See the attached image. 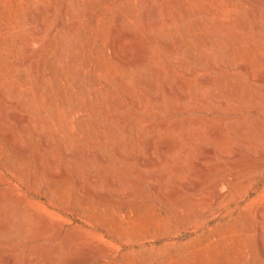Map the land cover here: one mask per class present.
Instances as JSON below:
<instances>
[{
  "label": "rangeland",
  "instance_id": "374dc122",
  "mask_svg": "<svg viewBox=\"0 0 264 264\" xmlns=\"http://www.w3.org/2000/svg\"><path fill=\"white\" fill-rule=\"evenodd\" d=\"M69 1L0 0V264H264V40H259L264 38V0H96L107 13L105 35L97 37L92 30L93 41H101L92 56L64 15ZM79 1L83 20L94 4ZM116 12L130 31L123 36L125 56L131 59L137 45L145 53L143 70L132 65L125 88L106 66L121 40L116 34L120 14L111 16ZM38 17L44 28L37 40ZM62 20L65 28L59 26ZM62 34L66 45L57 65L62 77L53 83L45 62L50 44ZM165 36L174 47L184 37L196 40L194 57L179 64L160 52ZM202 37L216 43L206 46ZM70 53L78 54L75 62ZM90 74L103 83L87 85L84 94L76 81L86 83ZM50 101L55 116L42 119V107ZM171 141L178 144L174 153L164 149ZM88 177L92 184L99 179L96 186ZM77 199L84 200L82 206Z\"/></svg>",
  "mask_w": 264,
  "mask_h": 264
},
{
  "label": "bare ground",
  "instance_id": "6f19581e",
  "mask_svg": "<svg viewBox=\"0 0 264 264\" xmlns=\"http://www.w3.org/2000/svg\"><path fill=\"white\" fill-rule=\"evenodd\" d=\"M35 1V0H34ZM42 1V0H41ZM96 0H93V4H94V6H93V8H91V9H89L88 10V8L89 7H87V9H86V16H85V18L82 20L80 17H79V4L80 3H78V2H80L79 0H72V1H69V2H71L70 3V6L69 5H67V8H65V10H64V15L66 16V17H69L72 21L71 22H69V23H71V24H69V23H67V24H69V25H71L72 27H73V29H75L76 31H77V33L79 34V36L84 40V43H85V45L87 46V48L90 50V55L92 56L93 54H95L94 53V51H92V50H94V49H98L99 47V43L101 42H99V40L98 39H96V40H94L93 41V35H92V30L94 29V27H95V30H96V35H97V37H100V36H102V35H105L104 34V24H105V21H106V13L107 12H105L104 11V9H103V7H102V5H101V3L99 2H95ZM100 1V0H99ZM107 0H104V2H106ZM117 1V0H116ZM121 1V0H120ZM148 1V0H147ZM186 1V0H185ZM190 1H193V0H190ZM253 1H255V0H253ZM90 2V1H89ZM113 2V1H112ZM174 2V1H173ZM247 2V1H246ZM251 2V1H250ZM35 3V2H34ZM84 4H85V6H86V0H85V2H83ZM91 3V2H90ZM111 3V2H110ZM177 3V2H176ZM180 3V2H179ZM200 3V2H199ZM252 3V2H251ZM258 4H259V2H257ZM28 4V3H27ZM92 4V3H91ZM107 4V3H106ZM88 5V4H87ZM180 5V4H179ZM186 6H188L187 4H185ZM256 5V4H255ZM69 6V7H68ZM176 6H177V4H176ZM175 6V7H176ZM180 6H182L183 7V5H180ZM1 7H3V6H1ZM0 7V9L2 10V8ZM28 7H31V6H28ZM122 6H120V8H121ZM182 7H180V8H182ZM261 7V6H260ZM259 7V8H260ZM86 8V7H85ZM125 8V7H124ZM170 8H171V6H170ZM166 9H167V7H166ZM183 9V8H182ZM184 10V9H183ZM121 11V10H120ZM130 11V10H129ZM132 11V10H131ZM130 11V13H132ZM179 11V10H178ZM209 11H210V9H209ZM208 11V13H210ZM213 11V10H212ZM258 11H259V9H258ZM81 12V11H80ZM193 12H194V10H193ZM201 12V11H200ZM262 12V11H261ZM2 14H3V12H1ZM124 13H126V10H124ZM189 13H190V11H189ZM195 13V12H194ZM115 14H120V13H112V15L109 13L108 14V16L109 15H111V16H115L116 17V15ZM127 14H129V13H127ZM204 14V13H203ZM4 15H5V13H4ZM131 15L132 14H130V16L128 15V17H131ZM173 15V14H172ZM184 15V14H183ZM187 13H186V17H187ZM81 16H82V12H81ZM111 16L109 17L110 19H111ZM134 16V15H133ZM132 16V17H133ZM191 16V15H190ZM1 17V16H0ZM37 17V16H36ZM118 17V23H119V27L117 26V28H118V30L117 31H119V32H117L116 34H121V40H120V43L118 44V47L116 48L115 47V53H114V56H113V60L109 63V65H107L106 64V66L108 67V69H109V72L111 73V75H113V76H119L117 79L118 80H120V82H121V84H122V86H123V88H125L124 86H126L127 85V79L133 74L132 73V71H131V66L132 65H135L136 66V71L138 72L139 70H143V65H144V60H145V53H144V50L142 49V47L140 46V45H137L138 46V51H137V53L136 54H134L133 52V54H131L130 55V53H129V55L130 56H132V57H130L131 59H128L126 56H125V54H127L126 53V50L124 49V47H123V44L125 43V42H122L123 41V39H125V38H123V36H124V34H126V33H128L129 34V32H126V30H125V27H124V24H126V20H125V18H124V16H123V14H120L119 16H117ZM116 17V18H117ZM148 17V16H147ZM151 16H149V18H150ZM39 18V17H38ZM38 18H36V19H38ZM65 18V17H64ZM80 18V19H79ZM83 18V17H82ZM148 18V19H149ZM168 18V17H167ZM147 19V18H146ZM146 20V22H145V24L146 25H150V23L148 22L149 20H151V19H149V20ZM185 19V18H184ZM4 20V19H3ZM67 20H69V19H67ZM66 20V21H67ZM145 20V19H144ZM153 20V19H152ZM6 21V20H5ZM70 21V20H69ZM154 21V20H153ZM184 21V20H183ZM187 21V19L185 20V22ZM14 22V21H13ZM19 22V21H18ZM155 22V21H154ZM15 23V22H14ZM36 23V22H35ZM153 23V22H152ZM152 23H151V25H152ZM156 23L157 22H155L154 23V27H155V25H156ZM202 22H200V24H201ZM39 25H40V30H39V32H37V34L35 35V37H36V39L38 40L39 39V37L41 36V32H42V30H43V28H44V23H43V21H42V19L41 18H39V23H38ZM64 24H66L65 23V20H62L60 23H59V26L61 27V28H65V26H64ZM197 25H198V23H196ZM17 25V24H16ZM20 25V24H19ZM115 25V24H114ZM113 25V26H114ZM5 26V25H4ZM102 26V27H101ZM190 27L192 26V25H189ZM256 26H258V25H256ZM148 27V26H147ZM260 27V26H259ZM5 28V27H4ZM16 28V27H15ZM37 28H38V26H37ZM113 28V27H112ZM146 28V27H145ZM189 28V27H188ZM1 29V28H0ZM192 29V28H191ZM190 29V30H191ZM193 29H194V27H193ZM64 30V29H63ZM67 30V29H66ZM72 30V29H71ZM112 30V29H111ZM2 31V30H1ZM33 31H34V29H33ZM147 31H149V29L147 30ZM7 32H9V30H8V28H7ZM62 32V31H61ZM112 32V31H111ZM135 32V31H134ZM183 32V31H182ZM182 32H180V33H182ZM216 32V31H215ZM64 33H66V32H64ZM69 33V32H68ZM68 33H66V34H64L65 36H69L68 35ZM115 33V32H114ZM160 32H158L157 34H159ZM127 34V35H128ZM132 34H134L133 33V31H132ZM151 34V33H150ZM163 34V33H162ZM215 35H216V33H214ZM76 35V34H75ZM130 35V34H129ZM129 35L127 36V37H129ZM182 35V34H181ZM186 35V34H185ZM203 35H205L204 33H203ZM210 35H212V36H214L212 33L210 34ZM77 36V35H76ZM156 36V35H155ZM159 36H161L160 34H159ZM183 36V35H182ZM208 36V35H207ZM125 37H126V35H125ZM177 38H178V36H176ZM216 37H219V35L218 36H216ZM64 38H66V37H64ZM64 38H63V34H62V38L59 40V38H57V43L55 44V43H51L50 44V54H51V56H50V58L45 62L46 63V69H47V73L51 76V78L53 79V83H55V82H58L59 81V79L62 77L61 76V73L59 72V70L61 69L59 66V70H58V67H57V65L60 63V61H61V59L63 58L62 57V52H63V48H64V46L66 45L65 44V40H64ZM69 38H70V36H69ZM103 38V37H102ZM130 38H131V36H130ZM134 38H135V44L137 43V44H140V40H139V37H138V35L136 34V32H135V34H134ZM162 38V45L160 44V42H159V45L160 46H162L160 49L161 50H159V48L157 47V49L161 52L162 50H164V52L165 53H163V54H166L167 55V57H169V58H171V59H174L175 61H177V63H179V64H184V63H186L188 60H190V59H192L193 57H194V49H195V47H196V45H197V43H196V40H195V42L193 41V40H190L189 38H186V37H184V38H182V39H180V41H179V45L178 46H176V47H174L172 44H171V42H170V40H168V37H161ZM175 38V37H174ZM203 38V37H202ZM210 38V37H209ZM205 39V38H203V39H205L204 40V45H206V46H213L216 42H215V40L214 39ZM214 38H215V36H214ZM74 39V38H73ZM81 39V40H82ZM173 39V38H172ZM176 39V38H175ZM220 38H218V40H219ZM231 39H233V38H231ZM264 40V38H260L259 40ZM0 40H2L1 38H0ZM178 40V39H177ZM177 40H175V41H177ZM261 40V41H262ZM131 41V40H130ZM129 41V42H130ZM134 41V40H133ZM159 41V40H158ZM218 42V41H217ZM67 43H68V41H67ZM77 43V42H76ZM83 43V42H82ZM126 43H128V42H126ZM153 43V42H152ZM155 43V42H154ZM158 43V42H157ZM176 43V42H175ZM199 43V42H198ZM71 44V43H70ZM200 44V43H199ZM84 45V46H85ZM127 45V44H126ZM77 46H79V45H77ZM83 46V47H84ZM154 46H155V44H154ZM156 46H158V45H156ZM155 46V47H156ZM229 46V45H228ZM110 47V46H109ZM112 47V46H111ZM110 47V48H111ZM76 48V47H75ZM118 48H120V49H118ZM221 48V47H220ZM113 49H114V47H113ZM247 49V48H246ZM108 50V49H107ZM197 50H198V48H197ZM227 50V49H226ZM248 50V49H247ZM66 51V50H65ZM79 51H81L80 50V48H79ZM87 51V50H86ZM96 51V50H95ZM98 51V50H97ZM129 51V49L127 50V52ZM146 52H147V50H145ZM249 51V50H248ZM88 53V52H87ZM97 53V52H96ZM105 53H107V52H105ZM249 53V52H248ZM64 54V53H63ZM71 54V53H70ZM161 54V53H160ZM196 54V53H195ZM78 54H74V53H72L71 54V59H72V62L74 61L75 62V60H77L78 59V56H77ZM88 55V54H87ZM104 55H106V54H104ZM113 54H111V56H112ZM134 55V56H133ZM147 55V54H146ZM201 55V54H200ZM245 55V54H244ZM250 55H252V53L250 54ZM249 55V56H250ZM37 56V55H36ZM70 56V55H69ZM89 56V55H88ZM196 56V55H195ZM246 56V55H245ZM36 58H38V56L36 57ZM35 58V59H36ZM201 58H203L202 56H201ZM225 57H223V61H226L225 59H224ZM240 58V57H239ZM250 58H251V56H250ZM35 59H33V58H31V60L30 61H34ZM68 59H69V57H68ZM204 59V58H203ZM202 59V60H203ZM207 59H208V57H207ZM210 59V58H209ZM85 60H86V62L87 63H90L91 61L93 62V65L97 68H104V69H106V67H105V65H102V63H100V62H98V61H93L94 59H92V60H87L86 58H85ZM103 60V59H102ZM200 60V59H199ZM198 60V61H199ZM202 60H201V62H202ZM229 60V59H228ZM240 60V59H239ZM63 61V60H62ZM68 61V60H67ZM70 61V60H69ZM69 61H68V63H69ZM221 61H222V59H221ZM251 61H252V58H251ZM66 61H64V63H65ZM71 62V63H72ZM67 63V62H66ZM65 63V64H66ZM189 63V62H188ZM187 63V64H188ZM212 63H214V62H212ZM224 63V62H223ZM228 64H229V62H227ZM35 63L33 62V65H34ZM70 64V63H69ZM171 64V63H170ZM198 64V63H197ZM248 64V63H247ZM250 64V63H249ZM71 65V64H70ZM83 65H84V62H83ZM174 65V64H173ZM178 65V64H177ZM200 65V64H199ZM213 65H215V64H213ZM221 65V64H220ZM241 65V64H240ZM72 66V65H71ZM70 66V67H71ZM134 66V67H135ZM174 66H176V65H174ZM185 66H186V64H185ZM219 66V65H218ZM245 66V65H244ZM248 66H250V68L252 67L251 66V64L250 65H248ZM247 66V68H249ZM63 67H64V65H63ZM65 67H67V66H65ZM85 67V66H84ZM178 67V66H177ZM183 67V66H182ZM200 67V66H199ZM242 68H244L243 67V65H242ZM249 68V69H250ZM135 69V68H134ZM160 69L161 68H159L158 70L160 71ZM66 70H68V69H66ZM70 70H72V69H70ZM141 70V71H142ZM157 70V69H156ZM248 70V69H247ZM92 71V70H91ZM99 71H100V69H99ZM153 71V70H152ZM178 71V70H177ZM181 71V70H180ZM199 71V70H198ZM69 72V71H68ZM71 72V71H70ZM94 72V71H93ZM92 72V73H93ZM42 73V72H41ZM81 73V72H80ZM103 73V72H102ZM148 73V72H147ZM155 73V72H154ZM158 74H159V72H157ZM47 74V75H48ZM73 74H75V72H73ZM77 74V73H76ZM81 74H83V73H81ZM80 74V75H81ZM105 74V73H104ZM143 74V73H142ZM152 74V73H151ZM160 74H162V69H161V71H160ZM165 75H166V73H164ZM45 75H46V73H45ZM87 75V74H86ZM91 75V74H90ZM138 75V74H137ZM154 75V74H153ZM153 75H150V76H153ZM187 76H188V74H186ZM75 76V75H74ZM105 76V75H104ZM147 76V75H146ZM164 76V75H163ZM168 76V75H167ZM208 76V75H207ZM23 77V76H22ZM86 77H88V79H87V81H86V83L84 82V79L83 78H79V79H77V81H76V87H78L81 91H82V93H84L85 94V90H86V88H87V85L89 86V84H97V85H101L103 82H101V80H99L96 76H95V74H93V75H91L90 77L89 76H86ZM100 77H102V75H100ZM137 77V76H136ZM142 77V76H141ZM166 77V76H165ZM169 77V76H168ZM171 77V76H170ZM169 77V79L171 80V78ZM210 77H213V76H211L210 75ZM108 77H106V79H107ZM144 78H145V76H144ZM164 78V77H163ZM163 78H162V80H163ZM199 78V77H198ZM200 78H201V76H200ZM199 78V79H200ZM207 78V77H206ZM21 79H24V78H21ZM45 81L47 80V78L45 79V77L43 78ZM63 79V78H62ZM113 79H114V81H115V79L116 78H114L113 77ZM178 79H180V78H178ZM199 79H197V80H199ZM135 80H137V79H135ZM151 80V79H150ZM167 80H168V78H167ZM166 80V81H167ZM169 80V81H170ZM186 80V79H185ZM213 80V79H212ZM29 81V80H28ZM32 81V80H31ZM103 81V80H102ZM110 80H108V82H109ZM138 81H139V78H138ZM152 81V80H151ZM164 81H165V79H164ZM177 81V80H176ZM24 82V81H23ZM33 82V81H32ZM43 82V81H42ZM51 83H52V81H50ZM137 82V81H136ZM173 82V81H172ZM181 82V81H180ZM187 81H185V83H186ZM191 82H193V80L191 81ZM191 82H190V79H189V81H188V83H190L191 84ZM196 82H199V81H196ZM195 82V83H196ZM212 82V81H211ZM215 82V81H214ZM75 83V82H74ZM105 83V82H104ZM117 83V82H116ZM204 83H206V84H209L210 83V81H209V79H206V80H204ZM203 83V84H204ZM216 83V82H215ZM30 84V83H29ZM33 84V83H32ZM132 84V83H131ZM138 84H140L139 82H138ZM142 84H144V82H142ZM151 84V83H150ZM174 84V83H173ZM187 84V83H186ZM194 84V83H193ZM199 83H197V85H198ZM213 84V83H212ZM41 85H45V83H43V84H41ZM54 85V84H53ZM56 85V84H55ZM57 85H58V83H57ZM73 85H75V84H73ZM148 84H146L145 83V85L144 86H147ZM153 85V84H152ZM178 85V84H177ZM177 85H176V87H177ZM181 85V84H180ZM189 85V84H188ZM188 85H187V87H188ZM201 85V84H200ZM33 86V85H32ZM47 86H49V84H47ZM64 86V85H63ZM116 86V85H115ZM119 86V85H118ZM140 86H141V84H140ZM169 86V85H168ZM168 86H166V88H168ZM182 86V85H181ZM190 86V85H189ZM192 86V85H191ZM199 86V85H198ZM208 86V85H207ZM213 86H215V84H213L211 87H213ZM75 87V88H76ZM106 90H108V89H110L109 91H111L112 90V87H111V85L110 84H105L104 86H103ZM215 87H217V86H215ZM34 88H36V87H34ZM39 88V87H38ZM46 88V87H45ZM100 88V87H99ZM119 88H122L121 87V85H120V87ZM128 88V87H127ZM149 88H151V85H150V87ZM175 88V87H174ZM195 88V87H194ZM193 88V89H194ZM204 88H205V85H204ZM37 89V88H36ZM35 89V90H36ZM40 89V88H39ZM39 89H37V91L39 92ZM47 89V88H46ZM48 89H49V87H48ZM66 89V88H65ZM129 89H131V88H129ZM153 89H155V86H154V88ZM153 89H152V91H153ZM169 89V88H168ZM172 89V88H171ZM184 89V88H183ZM191 89V88H190ZM54 90V89H53ZM103 90V89H102ZM116 90V89H115ZM120 90H122V89H120ZM124 90V89H123ZM170 90V89H169ZM15 91H17V90H15ZM41 91V90H40ZM50 91V90H49ZM60 90H58V92H59ZM87 91V90H86ZM100 91V90H99ZM113 91V90H112ZM151 91V92H152ZM173 91V90H172ZM47 92L48 91H46L45 93V95L47 96ZM57 91H56V94L58 93ZM95 92H97V91H95ZM178 92H179V90H178ZM177 92V93H178ZM181 92V91H180ZM193 92H195L194 90H193ZM212 92H213V90H212ZM215 92V91H214ZM16 93H19V92H16ZM104 93V91L102 92V94ZM109 93V92H108ZM114 93V92H113ZM112 93V94H113ZM117 93V92H116ZM132 93V92H131ZM153 94H154V91L152 92ZM170 93V92H169ZM168 93V94H169ZM185 92H183V97L185 98L186 97V95L184 94ZM201 93V92H200ZM62 94V93H61ZM101 94V93H100ZM110 94V93H109ZM129 94V93H128ZM214 94V93H213ZM212 94V95H213ZM216 94V93H215ZM30 95V93L28 94V96ZM68 95V94H67ZM73 95H75V94H73ZM93 95V94H92ZM98 95V94H97ZM107 95V94H106ZM114 95H116V94H114ZM114 95H112V96H114ZM160 95V94H159ZM170 95V94H169ZM173 95V94H172ZM175 95H177V94H175ZM190 95V94H189ZM42 96V95H41ZM63 97H65L64 96V94L62 95ZM69 96V95H68ZM108 96V95H107ZM154 96H156V94L154 95ZM161 96V95H160ZM181 96V95H180ZM191 96V95H190ZM199 96H201V95H199ZM217 96V95H216ZM216 96H212L211 97V99H213V101L215 100V97ZM36 97H37V95H36ZM44 97V96H43ZM103 97H104V95H103ZM162 97V96H161ZM174 97V96H173ZM172 97V98H173ZM203 97V96H202ZM201 97V98H202ZM38 98V97H37ZM53 98V97H52ZM59 98V97H58ZM98 98V97H97ZM153 98H156L157 100H158V102L159 101H161L160 100V97H153ZM181 98V97H180ZM179 98V99H180ZM192 99H193V97H191ZM218 98V97H217ZM216 98V99H217ZM40 99V98H39ZM73 99V98H72ZM109 99V98H108ZM174 99V98H173ZM172 99V100H173ZM183 99V98H182ZM197 99H198V97H197ZM206 99V98H205ZM204 99V100H205ZM61 100V104L62 105H66L67 104V102H66V100L65 99H57V101H60ZM99 100H100V98H99ZM104 100V99H103ZM175 100V99H174ZM194 100H196V99H194ZM193 100V101H194ZM31 101V100H30ZM37 101H39V100H37ZM48 101V100H47ZM142 101H144V103H145V100H142ZM142 101H141V104H138V107L139 108H141L142 106H143V104H142ZM155 101V100H154ZM197 101V100H196ZM201 101V100H200ZM212 101V100H211ZM212 101V102H213ZM31 102H33V101H31ZM49 102V101H48ZM87 102V101H86ZM157 102V101H156ZM158 102H157V104H158ZM183 102V101H182ZM208 102V101H207ZM215 102V101H214ZM59 103V104H60ZM87 103H89V102H87ZM100 103H101V101H100ZM160 103V102H159ZM96 104H98V103H96ZM160 104H162V103H160ZM28 105H29V107L31 108V109H35L34 108V106H33V104L32 103H30V102H28ZM99 105V104H98ZM103 105V104H102ZM145 105H146V103H145ZM144 105V106H145ZM163 105V104H162ZM53 103L50 101V103L48 104V106L47 107H42V112H41V115H42V119H45L43 116L44 115H52V116H55V113H54V110H53ZM147 106V105H146ZM67 107V106H66ZM162 107H164V105L162 106ZM59 108H61L60 106H59ZM146 108V107H145ZM64 109V108H63ZM76 109V108H75ZM143 109V108H142ZM142 109H140V110H142ZM163 109V108H162ZM72 110V109H71ZM64 111H66V109L64 110ZM96 111V110H95ZM70 112V111H69ZM38 114V113H37ZM82 116V115H81ZM94 116V115H93ZM39 117V116H38ZM78 118H79V116H78ZM78 118H76V119H78ZM55 119V118H54ZM53 119V120H54ZM46 121V120H45ZM44 121V122H45ZM40 122V121H39ZM42 123V122H41ZM56 123V122H55ZM79 123V122H78ZM93 123V122H92ZM40 124V123H39ZM44 124V123H43ZM75 124H76V122H75ZM96 124V123H95ZM56 125H57V123H56ZM76 125H78V124H76ZM89 125V124H88ZM82 126V125H81ZM90 126V125H89ZM94 126V125H93ZM59 127H60V125H59ZM64 127V126H63ZM100 127V126H99ZM65 128V127H64ZM96 128H98V127H96V125H95V129ZM83 129H85V130H87V128H83ZM96 130H98V129H96ZM219 133V132H218ZM89 134V133H88ZM90 134H91V132H90ZM89 134V135H90ZM97 134H99L100 135V133H97ZM219 134H221V133H219ZM217 135V134H216ZM88 136V135H87ZM101 136V135H100ZM223 136V135H222ZM221 136V137H222ZM219 137V136H218ZM220 139V138H219ZM222 139V138H221ZM124 145V144H123ZM177 146H178V144H177V142H175V141H171V142H169V143H167L166 145H165V148L164 149H167V151L168 150H170V151H172L173 153H174V151H175V149L177 148ZM247 147H249L248 145H247ZM246 147V148H247ZM251 150V149H250ZM252 151V150H251ZM151 153H152V151H150ZM171 152V153H172ZM253 152V151H252ZM232 153V152H231ZM229 154V153H228ZM251 154V153H250ZM253 154H256L255 156H257V153L255 152H253ZM231 155V154H230ZM165 156V155H164ZM163 156V157H164ZM232 156V155H231ZM235 156H237V153H236V155ZM252 156V155H251ZM228 158H230V157H228ZM23 159V158H22ZM27 159V158H26ZM39 159V158H38ZM71 159H74V158H71ZM81 159V158H80ZM101 161H102V158H99ZM36 160H37V158H36ZM69 160H70V158H69ZM75 160H77L78 161V158L76 159L75 158ZM74 160V161H75ZM104 160V159H103ZM21 161V160H20ZM76 161V162H77ZM100 161V162H101ZM23 162V161H22ZM73 162V161H72ZM76 162H74V164L76 163ZM81 162V161H80ZM246 162V161H245ZM244 161L242 162V163H245ZM250 162V161H249ZM225 163V162H224ZM237 163V162H236ZM241 163V164H242ZM50 164H51V161H50ZM54 164V162L52 163V167L54 166L53 165ZM85 164H87L86 163V161H85ZM104 163H103V161H102V165H103ZM230 164V163H229ZM235 164V163H234ZM233 164V165H234ZM240 164V163H239ZM246 164V163H245ZM77 165V164H76ZM227 165V167L229 168L230 167V169H231V167L233 166H229L228 164H226ZM225 165V166H226ZM231 165V164H230ZM238 165V164H237ZM236 165V167H238ZM51 166V165H50ZM78 166V165H77ZM76 167V166H75ZM105 167V166H104ZM239 167H240V165H239ZM78 168V167H77ZM233 168H234V166H233ZM232 168V169H233ZM54 169H56V167H54ZM53 169V170H54ZM75 169V168H74ZM40 170V169H39ZM57 170V169H56ZM76 170V169H75ZM62 171H65V170H62ZM79 171V170H78ZM38 172V171H37ZM77 172V171H76ZM252 172V174L255 172H253V171H251ZM39 173V172H38ZM90 173H91V170H90ZM37 174V173H36ZM60 174H62V173H60ZM64 174L66 175L67 173L66 172H64ZM92 174V173H91ZM93 174H94V171H93ZM223 174V172H221V174L220 175H222ZM46 175H48V174H46ZM65 175H63V177H65ZM88 175V174H87ZM207 175V174H206ZM67 176V175H66ZM217 176H218V174H217ZM225 176V175H224ZM224 176H222V177H224ZM229 176V175H228ZM39 177V176H38ZM52 177V176H51ZM57 177V176H56ZM56 177H53L52 179H56ZM62 177V176H61ZM68 177V176H67ZM66 177V178H67ZM76 177H77V175H76ZM80 177H82V176H80ZM90 177H91V175H90ZM213 177V176H212ZM226 177H227V175H226ZM225 177V179H228V177L226 178ZM230 177V176H229ZM58 178H60V177H58ZM69 178V177H68ZM67 178V179H68ZM79 178V176L76 178V179H78ZM97 178V177H96ZM217 178V177H216ZM48 179V178H47ZM80 179V178H79ZM82 179V178H81ZM80 179V180H81ZM88 179H89V182H90V178L88 177ZM114 178H112V180H113ZM205 179V178H204ZM210 179H211V182H212V178L210 177ZM224 179V180H225ZM230 179H232V178H230ZM93 180H94V178H93ZM96 180V179H95ZM94 180V181H95ZM216 180H218L219 181V179H216ZM229 180V179H228ZM235 180V179H234ZM48 181V180H47ZM46 181V182H47ZM49 181H50V176H49ZM57 181V180H56ZM79 181V180H78ZM78 181H77V184H79L78 183ZM82 181H83V179H82ZM82 181H80V183L82 182ZM92 181V180H91ZM99 181V179L96 181V182H98ZM204 181V180H203ZM202 181V182H203ZM244 181V180H243ZM51 182V181H50ZM95 182V183H96ZM224 182V181H223ZM245 182V181H244ZM41 183V182H40ZM48 184L47 185H49V182H47ZM61 183V182H60ZM91 183V182H90ZM95 183H91L92 185H95ZM195 183V182H194ZM194 183L192 184V185H194ZM197 183V182H196ZM237 183V182H236ZM51 184V183H50ZM89 184V183H88ZM199 184V183H198ZM198 184H196V185H198ZM203 184V183H202ZM202 184L200 185V186H202ZM204 184H206L205 182H204ZM213 184V183H212ZM211 184V185H212ZM220 184V183H219ZM218 184V185H219ZM242 184H244V183H242ZM191 185V184H190ZM190 185H188V186H190ZM191 185V186H192ZM214 185V184H213ZM232 185V184H231ZM230 184L228 185V186H231ZM52 186H54L55 188H57L58 187V185L56 184V183H52ZM66 186H67V184H66ZM70 186H72V185H70ZM74 186V185H73ZM96 186V185H95ZM210 186V185H209ZM49 187H51V186H49ZM77 187V186H76ZM88 187H89V185H88ZM90 187H91V185H90ZM90 187H89V189H90ZM212 187V186H211ZM215 187V186H214ZM232 187V186H231ZM235 187V186H234ZM53 188V187H52ZM67 188V187H66ZM86 188V187H85ZM97 188V187H96ZM98 188H101L100 187V185H99V187ZM188 188H190V187H188ZM193 188H195V187H193ZM196 188H199L198 186L196 187ZM242 188V187H241ZM61 189V188H60ZM74 189H76V188H74ZM92 189H93V187H91V190H89V192L90 191H92ZM234 189V188H233ZM239 189V188H238ZM243 189V188H242ZM48 190V189H47ZM63 190V189H62ZM79 190V189H78ZM117 190H118V188H117ZM120 190V189H119ZM194 190H197V189H193V191ZM221 190H223V189H221ZM235 190V189H234ZM102 190H100V192H101ZM189 191H191L192 192V190L191 189H189ZM57 192H59V190H57ZM67 192H69V191H67ZM79 192V191H78ZM98 192V191H97ZM99 192V194L101 195L102 193H100ZM104 192V191H103ZM120 192V191H119ZM123 192V191H122ZM215 192V191H214ZM213 192V193H214ZM225 192L228 194V192L225 190ZM224 192V193H225ZM62 193V192H61ZM91 193V192H90ZM105 193V192H104ZM118 193V192H117ZM230 193V192H229ZM57 194V193H56ZM59 194V193H58ZM78 194V193H77ZM84 194H86V193H84ZM84 194H83V196H84ZM87 194H89V193H87ZM93 194V193H92ZM118 194H120L119 195V197L121 196V195H123L121 192L120 193H118ZM216 194V193H215ZM219 194V193H218ZM62 195V194H61ZM91 195V194H90ZM90 195H88V196H90ZM105 196L107 195V193L106 194H104ZM213 195V194H212ZM219 195H221V194H219ZM52 196V195H51ZM58 196V195H57ZM78 196H80L79 197V199L81 198V195H80V193L78 194ZM77 196V197H78ZM85 196H87V195H85ZM103 196V195H102ZM175 196V195H174ZM222 196V195H221ZM106 197H108L109 198V196L107 195ZM105 197V198H106ZM123 197V196H122ZM84 198V197H83ZM104 198V199H105ZM111 198V197H110ZM174 198V200L176 199V197H172V199ZM213 198V197H212ZM218 198H220V196L218 197ZM64 199V198H63ZM86 199V198H85ZM103 199V200H104ZM178 199V198H177ZM216 199V198H215ZM215 199H213V201L215 200ZM66 200V199H65ZM78 200V199H77ZM86 200H88V198L86 199ZM111 200V199H110ZM181 200H183V198L181 199ZM181 200H180V202H181ZM79 202H80V205L82 206L83 204H82V202H84V200L81 202L80 200H78ZM112 201H114V199L112 200ZM184 201H186V200H184ZM211 201V200H210ZM95 202V201H94ZM114 202H116V200L114 201ZM122 202H124V200L122 201ZM64 203H65V201H64ZM95 203H98V202H95ZM94 203V204H95ZM185 203H187V202H185ZM189 203V202H188ZM212 203V202H211ZM216 203H218V201L216 202ZM181 204V203H180ZM77 205H78V203H77ZM79 206V205H78ZM101 207V206H100ZM65 208V207H64ZM66 208H69V207H66ZM99 208V207H98ZM131 208V207H130ZM133 208V207H132ZM131 208V209H132ZM134 208H136V207H134ZM139 208V207H138ZM70 209V208H69ZM83 209V208H82ZM81 209V207H80V210H82ZM86 209V208H85ZM98 210V209H97ZM124 210H125V208H124ZM123 210V211H124ZM135 210V209H134ZM134 210H132L133 212H134ZM139 210V209H138ZM141 210V209H140ZM84 211V210H83ZM86 211H87V209H86ZM106 211V210H105ZM122 211V212H123ZM141 211H143V210H141ZM140 211V212H141ZM144 211H145V209H144ZM143 211V212H144ZM81 212V211H80ZM88 213H90L89 211H87ZM86 212V213H87ZM107 212V211H106ZM140 212H137V214H141ZM142 212V213H143ZM84 213V212H83ZM99 212H97V214L95 215L96 216V218H97V215H99L98 214ZM149 213V212H148ZM208 213V212H207ZM135 214V212L133 213V215ZM136 214V215H137ZM156 215V214H155ZM159 216V215H158ZM95 218V217H94ZM99 218V217H98ZM100 218L101 219H103L102 218V216L100 215ZM99 218V219H100ZM100 219V220H101ZM108 219V218H107ZM154 219V218H153ZM156 219V218H155ZM114 220H115V218H114ZM142 220V219H141ZM99 221V220H98ZM109 221V220H108ZM102 222H103V220H102ZM107 221H105L104 220V223H106ZM120 222V221H119ZM143 222V221H142ZM103 223V224H104ZM108 223H110V222H108ZM141 223V222H140ZM150 223V222H149ZM100 224H102V223H100ZM102 224V225H103ZM147 224V223H146ZM107 225V224H106ZM111 226H112V224H110ZM111 226H109V227H111ZM113 228V227H112ZM151 228V227H150ZM116 229H117V227H116ZM115 228H113V231L114 230H116ZM151 229H153V228H151ZM114 234H115V232H114ZM122 239L124 238V237H121Z\"/></svg>",
  "mask_w": 264,
  "mask_h": 264
}]
</instances>
